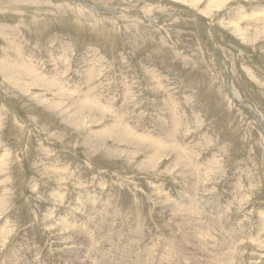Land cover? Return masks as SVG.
<instances>
[{
  "label": "rangeland",
  "instance_id": "374dc122",
  "mask_svg": "<svg viewBox=\"0 0 264 264\" xmlns=\"http://www.w3.org/2000/svg\"><path fill=\"white\" fill-rule=\"evenodd\" d=\"M259 8L0 0V264H264Z\"/></svg>",
  "mask_w": 264,
  "mask_h": 264
},
{
  "label": "bare ground",
  "instance_id": "6f19581e",
  "mask_svg": "<svg viewBox=\"0 0 264 264\" xmlns=\"http://www.w3.org/2000/svg\"><path fill=\"white\" fill-rule=\"evenodd\" d=\"M223 1V0H222ZM260 10H261V12H262V14H264V8H259ZM235 28H237L236 26H235ZM238 28H240L239 26H238ZM236 30V29H235ZM242 32V31H241ZM235 34H239V30L238 31H236L235 32ZM243 35V34H242ZM188 202H190V201H188ZM186 209H188V210H190L189 208H186ZM195 209V208H194ZM224 215H226V213L225 214H223L222 216H224ZM220 217V218H224L225 219V217ZM227 216V215H226ZM196 217V216H195ZM222 221H223V219H222ZM262 223V227L260 228V229H262V228H264V221L263 222H261ZM222 227V226H221ZM239 231V230H238ZM234 232V231H233ZM222 235V234H221ZM231 237V236H230ZM187 238V237H186ZM202 239V238H201ZM201 244H202V242H201ZM198 245V244H197ZM200 246V245H199ZM201 247V246H200ZM222 247H224L223 245H222ZM203 248V247H202ZM208 248V247H207ZM74 249V248H73ZM194 249V248H193ZM218 249H220L219 247H218ZM217 249V250H218ZM205 250V249H204ZM215 250H216V248H215ZM217 250H216V252H217ZM229 250V249H228ZM191 251H193L192 249H191ZM208 251V250H207ZM227 251V250H226ZM234 251V250H233ZM167 252V251H166ZM231 253H232V251H231ZM231 253H229L230 254V256H228L229 257V259L232 257L231 256ZM168 254V253H167ZM205 254H206V252H205ZM169 255V254H168ZM171 255V256H170ZM169 255V257H167L166 259H163L162 258V261L164 262V263H166V264H175L174 262H176V260L174 261V260H172V256H173V253L171 252V254ZM217 255V254H216ZM228 255V254H227ZM210 256H212V255H210ZM225 259V258H224ZM178 260V259H177ZM180 261V260H179ZM179 261H177V262H179ZM223 262H225V261H223ZM228 262V261H227ZM197 263V262H196ZM212 263H213V261H212ZM216 264H219V261L218 262H215ZM159 264H161V261H160V263ZM223 264H225V263H223ZM229 264H233V263H231L230 262V260H229Z\"/></svg>",
  "mask_w": 264,
  "mask_h": 264
}]
</instances>
